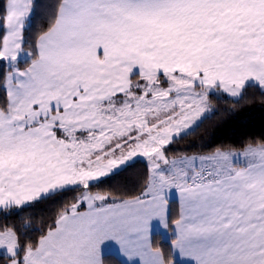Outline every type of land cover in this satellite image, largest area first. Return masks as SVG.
I'll return each mask as SVG.
<instances>
[{
	"label": "snow or ice",
	"instance_id": "1",
	"mask_svg": "<svg viewBox=\"0 0 264 264\" xmlns=\"http://www.w3.org/2000/svg\"><path fill=\"white\" fill-rule=\"evenodd\" d=\"M221 110L264 120V0H0V264H264Z\"/></svg>",
	"mask_w": 264,
	"mask_h": 264
},
{
	"label": "trees",
	"instance_id": "2",
	"mask_svg": "<svg viewBox=\"0 0 264 264\" xmlns=\"http://www.w3.org/2000/svg\"><path fill=\"white\" fill-rule=\"evenodd\" d=\"M227 107H230V104L221 103L219 105L220 109ZM262 132H264V120L259 112H253L250 116L237 119L221 110L211 120H206L196 135L203 136V142L211 143L214 147L220 143L238 141L245 133L259 137ZM212 137L216 139L213 141Z\"/></svg>",
	"mask_w": 264,
	"mask_h": 264
}]
</instances>
